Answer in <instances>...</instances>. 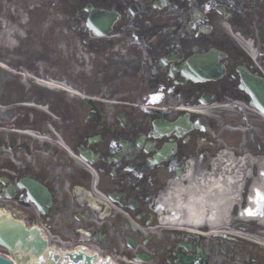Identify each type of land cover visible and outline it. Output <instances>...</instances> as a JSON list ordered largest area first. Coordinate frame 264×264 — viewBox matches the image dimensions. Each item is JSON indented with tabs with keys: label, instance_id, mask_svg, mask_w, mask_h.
I'll use <instances>...</instances> for the list:
<instances>
[{
	"label": "flooded vegetation",
	"instance_id": "flooded-vegetation-1",
	"mask_svg": "<svg viewBox=\"0 0 264 264\" xmlns=\"http://www.w3.org/2000/svg\"><path fill=\"white\" fill-rule=\"evenodd\" d=\"M44 1L60 5L78 68L66 69L64 93L51 98L0 79V117L23 116L9 125L31 132H0V226L12 217L47 247L130 258L132 239L172 264L180 239L141 235L132 221L157 229L159 216L180 215L170 192L190 184L222 182L227 196L235 176L243 208L254 186L264 191V0ZM89 5L117 13L108 36L89 31ZM91 58L97 67L86 72ZM195 245L202 264H264L257 247L232 246L229 256Z\"/></svg>",
	"mask_w": 264,
	"mask_h": 264
},
{
	"label": "rangeland",
	"instance_id": "rangeland-1",
	"mask_svg": "<svg viewBox=\"0 0 264 264\" xmlns=\"http://www.w3.org/2000/svg\"><path fill=\"white\" fill-rule=\"evenodd\" d=\"M37 4L38 0H0V20L3 18L0 25V62L11 69L10 73L6 72L8 74L2 72L4 76L0 74V78L3 76L1 79L4 80H21V89L28 88L31 75L39 79L60 81L64 80L66 69L78 68L75 56L70 57L62 42L60 26L64 17L60 11L57 15L48 13L44 17ZM91 62L92 58L90 61L86 59V72L91 65L97 67ZM68 74L75 79L71 71ZM13 117L11 114L5 117V125Z\"/></svg>",
	"mask_w": 264,
	"mask_h": 264
},
{
	"label": "bare ground",
	"instance_id": "bare-ground-1",
	"mask_svg": "<svg viewBox=\"0 0 264 264\" xmlns=\"http://www.w3.org/2000/svg\"><path fill=\"white\" fill-rule=\"evenodd\" d=\"M53 84L54 83H50L48 84V86L52 88L61 87L60 85H53ZM231 166H232V162H229V167ZM238 182L239 181L235 179V176L229 177V184L226 187L228 195L226 196L220 193L218 198L216 196L217 190L215 188L218 187L219 192H224L225 188H224V185L221 184L222 182L218 183L216 181L215 182L208 181L206 184H204L203 186L204 191L201 190L197 185L195 187L194 185L190 184V186L187 188H180V189L178 188L177 190L171 191L170 195L172 196V198L178 199V202L180 203L183 202L181 203V208L179 212H181L182 210H187L189 213L187 215L186 214L182 215L183 217L181 218H184L185 216H187V218L190 217L191 220L195 219V221H198L199 218L202 217L204 219L203 221H205L208 225L214 228L215 226H219L221 224L222 209H226L224 208V206H226L227 203L228 205H230L231 202L233 201L232 199L238 197V194L230 195V193H232L233 190L236 189ZM258 189L259 188L257 186H254L253 191L255 190V192H259ZM184 193L189 194V196H191L192 198V201H187V202L182 201L183 197H181V195H183ZM199 195L204 196V200L207 203L206 206L208 209L207 211H205V214H201L199 213V211H195L199 209L200 202L201 203L204 202L203 200L198 198ZM226 198H228L229 200L228 202L225 203ZM252 202H253V199L251 198L250 206ZM194 212H197V213L192 215V213ZM10 218L12 219V217ZM244 219H250V217H247V218L244 217ZM170 220H172V218H170ZM181 224H185V223L181 222Z\"/></svg>",
	"mask_w": 264,
	"mask_h": 264
},
{
	"label": "water",
	"instance_id": "water-1",
	"mask_svg": "<svg viewBox=\"0 0 264 264\" xmlns=\"http://www.w3.org/2000/svg\"><path fill=\"white\" fill-rule=\"evenodd\" d=\"M7 218H8L7 220L9 222L13 223L12 219L10 217H7ZM13 240H14V238H12L11 236H8L7 241L0 238V243L7 245L9 248H12L13 247ZM0 264H11V263L9 261L3 259V258H0Z\"/></svg>",
	"mask_w": 264,
	"mask_h": 264
}]
</instances>
